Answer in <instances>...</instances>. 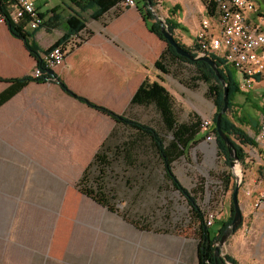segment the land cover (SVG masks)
I'll list each match as a JSON object with an SVG mask.
<instances>
[{
    "label": "crops",
    "instance_id": "crops-1",
    "mask_svg": "<svg viewBox=\"0 0 264 264\" xmlns=\"http://www.w3.org/2000/svg\"><path fill=\"white\" fill-rule=\"evenodd\" d=\"M32 1L46 20L35 35L44 52L78 9L67 0L46 12ZM251 1L260 15L247 13L246 22L264 32V0ZM188 8L175 20L196 37L206 6L191 0ZM85 17L86 29L64 46L65 62L54 73L71 92L116 115L141 116L143 107L131 109L132 97L144 80H159L154 65L167 44L149 31L136 5L122 2L102 18ZM8 28L0 24V94L10 87L5 81L33 77L37 68ZM243 93L237 109L252 100L264 107V77ZM242 97L245 106L238 105ZM124 128L55 80H32L0 105V264H200L198 244L188 255L186 242L142 232L120 215L119 204L111 212L78 190L102 142L116 130L113 142L119 143Z\"/></svg>",
    "mask_w": 264,
    "mask_h": 264
},
{
    "label": "rangeland",
    "instance_id": "rangeland-1",
    "mask_svg": "<svg viewBox=\"0 0 264 264\" xmlns=\"http://www.w3.org/2000/svg\"><path fill=\"white\" fill-rule=\"evenodd\" d=\"M36 1L46 12L52 5L64 7L63 2H67L47 0L46 4V0ZM190 1L156 0V5L151 10L157 18L164 21L170 18L178 19L183 12L188 15ZM176 4L180 9L173 12ZM180 17L184 18L182 15ZM189 35L187 32L176 30L174 37L179 43L192 47L195 37ZM170 71L168 75H159V80L174 96L177 120L186 122L191 114L198 115L201 119L213 120L216 113L215 105L209 97L207 85L203 82L194 83L192 80L193 65L178 63L172 66ZM236 99L233 102L234 112H230L229 116L234 113L237 116L241 114L242 119L250 123L243 126V129L254 136L258 132L257 124L260 128L264 120V107L262 103L254 100L245 106L246 99L242 97L238 105L245 107L237 109ZM129 116L162 129L161 118L154 107H143L141 116H134L131 112ZM119 134L124 138L121 142L138 137L137 133L128 127ZM162 136L167 143L172 139L170 134L164 133ZM121 144L108 143L113 146ZM151 144L147 139L134 144L132 160L126 157L125 152L111 153L110 166L104 172L91 171L88 174L89 185L96 187L97 183H104L107 189H116L121 216L125 215L138 226L147 228L138 230L151 232L153 237L173 238L186 242L184 251L193 256L199 241L195 217L187 200L164 177L162 164ZM217 146L216 141L210 142L205 139L197 146L191 147L185 156L173 163L176 177L190 190L191 195L196 197L205 217L214 216L215 225L212 226L214 229L219 228L222 222L230 217L232 194L238 185L242 224L228 238L221 251L224 255L233 256L238 264H264V149L255 151L249 146L245 147L247 154L245 163L239 162L235 163V167L231 164L227 167ZM129 147L132 148V144H129ZM230 173L234 178L227 187L226 178Z\"/></svg>",
    "mask_w": 264,
    "mask_h": 264
},
{
    "label": "trees",
    "instance_id": "trees-1",
    "mask_svg": "<svg viewBox=\"0 0 264 264\" xmlns=\"http://www.w3.org/2000/svg\"><path fill=\"white\" fill-rule=\"evenodd\" d=\"M69 1L78 10H73L72 14L68 15V17L65 19L66 30L62 38L54 46H51L44 52H41L35 40L36 32H38L39 29H35L33 31L26 30V23L12 21L7 15V2L5 0H0V13L5 16L6 25L9 27L8 29L10 33L25 42L26 48L37 60V67L43 73L42 77L38 79L33 77H25L21 80L18 79L13 81H5L10 83V87L5 92L3 91L0 94V105L11 99V97H13L17 92L21 91L28 84V82L32 80L40 82L55 80L60 82L62 86L71 93V95L83 101V103L98 109L99 112L111 116L118 125H124L125 128L128 127L131 131H135L138 136L137 138H133L131 141H120L119 143L122 144L117 146L108 145L109 142H113L118 134V131L116 130L112 132L110 137L105 142H102L100 148L96 152L94 158L86 168L77 184L79 188L78 190L81 194L91 198L96 203L107 207L111 212L117 210L116 206L118 196L116 195V189H107L104 183L97 182L96 187L90 186L88 174H90L91 171H94V173L104 172L105 169L110 166L111 162L109 159L111 158V153L117 154V152H125L126 157L132 160L134 157L132 153L134 144H138V142L142 139L149 140L152 143L150 146L154 150L155 155L160 159V163L163 167L164 177L173 184L175 190L179 191V193L187 200L191 207L192 214L194 215L197 223L196 232L199 240L198 258L200 264H238L233 256L224 255L222 251H219L218 253L216 252L218 241H220V238L223 237L227 229L232 225L234 216L233 203L230 217L226 221L222 222L219 228H212V226L215 225V221L213 225L207 226L208 217H205V214L201 211V208L198 205L196 197H193L190 190L181 184L174 171L173 163L185 156L191 147L197 146L201 141L206 139V133L203 132V119H201L198 115L191 114L188 121L179 122L175 114L176 110L174 96L166 87L162 85L160 80L154 82H150L149 79L144 80L131 100V109L136 106H141L146 108L154 107L157 110L162 124V129H157L154 126L132 119L128 115H116L112 110L106 107L98 106L97 104L88 101L82 96L76 95L67 88V86L57 77L55 73L53 75L50 73L52 69L48 68L44 63L42 54L47 53L51 48L66 46L68 41L86 29L87 19L85 15H88L90 19L97 20L102 18L108 11L127 0ZM202 1L206 6L207 15L213 18L215 16V7H212V5H210L206 0ZM155 2L156 0L136 1V7L142 14L149 31L167 44L166 50L162 52L154 66L161 74L168 75L171 72L170 68L178 63L193 65L194 75L192 76V80L194 83L203 82L207 85L209 97L212 99L215 105L216 113L213 116V132L216 136L218 151L225 159L226 166L230 167L232 160L226 148L227 146L224 143V140H222L216 133V116L224 106V85L216 76L215 72L211 69L209 63L205 61L190 60L188 58L179 56V54L175 51L176 49L167 43L162 35L163 33L161 23L160 21L156 20V16L151 10L152 7L156 5ZM176 9H180V6H174L172 11L175 12ZM119 14L120 11L117 13V16ZM165 25L173 33V35L175 34V31L179 29L180 31L188 32L184 25L173 18L165 20ZM45 26L46 23L40 29ZM179 44L186 50L194 53L195 57L198 56L197 51L199 50L200 46L196 41H194L192 47L181 43ZM206 56H209L212 60L216 61V63L219 65V72L226 80V85L229 89V111L226 115L222 116V128L224 133L230 138V141L235 145L234 148L236 149L239 162L244 164L247 158L244 148L248 146H256V142L254 136L249 135L246 130L243 129V126H247L250 123L244 121L241 114L237 116V114L234 113L233 115L229 116L230 112H234V99H236L239 94L243 95L244 93L241 92L239 88V81L236 77L235 70L232 69L231 66L227 65L223 58L211 55V53H206ZM0 80L4 79L0 78ZM256 127L259 129L258 124ZM164 133L170 134L172 136V139L169 143H167V141L163 138L162 134ZM128 143L132 144V148L129 147ZM232 178H234V176L232 173H230L226 178L227 187L231 184ZM99 179L102 180L101 177ZM94 181H96V179ZM122 217L127 222L134 224L138 229L147 230L145 227L138 226L136 222L130 220L125 215H122ZM218 222L219 221H217V223Z\"/></svg>",
    "mask_w": 264,
    "mask_h": 264
},
{
    "label": "built area",
    "instance_id": "built-area-1",
    "mask_svg": "<svg viewBox=\"0 0 264 264\" xmlns=\"http://www.w3.org/2000/svg\"><path fill=\"white\" fill-rule=\"evenodd\" d=\"M8 5V17L14 22L26 23V30L40 29L46 20L32 0H5ZM135 0L125 1L127 5L135 6ZM215 7V16L205 17L195 41L200 48L198 56L206 53L223 58L239 74L241 92L250 91L258 78L264 77V32L258 26H251L245 15L251 13L260 15L259 8L251 0H206ZM0 24H6V18L0 13ZM215 24V25H214ZM217 27V29L215 28ZM216 29V30H215ZM46 66L52 70L61 66L66 59L63 46L51 48L42 54ZM42 71L37 67L33 78L42 77ZM203 132L210 142L216 141L213 132L214 123L209 118L203 119ZM256 146L249 148L257 151L264 149V120L260 131L254 135ZM215 218H207V226L214 224Z\"/></svg>",
    "mask_w": 264,
    "mask_h": 264
},
{
    "label": "water",
    "instance_id": "water-1",
    "mask_svg": "<svg viewBox=\"0 0 264 264\" xmlns=\"http://www.w3.org/2000/svg\"><path fill=\"white\" fill-rule=\"evenodd\" d=\"M155 15V14H154ZM157 18V17H156ZM158 21L161 23L162 27V35L164 39L167 41L169 45H172L176 50V52L179 54V56L188 58L190 60L195 61H205L210 64L211 69L215 72L216 76L220 79L222 84L224 85L225 95H224V106L223 109L219 112V114L216 116V133L217 135L224 140V143L226 144V148L228 150V153L231 157V166L235 167V163H239V159L236 154V149L234 148L235 145L230 141V138L224 133V130L222 128V116L226 115L229 111V89L226 85V80L223 77V75L219 72V65L216 63V61L212 60L209 56H194V53L191 51L186 50L183 48L179 42L175 39L173 33L166 27L165 21L163 19L157 18ZM50 73L53 75L54 71H50ZM238 194H239V186L235 188L234 193L232 194V203H233V222L232 225L227 229L225 234L223 235L221 241H219V244L216 246V252L218 253L221 251V247L225 244V242L228 240V238L238 229V227L242 224V213H241V207L238 200Z\"/></svg>",
    "mask_w": 264,
    "mask_h": 264
}]
</instances>
